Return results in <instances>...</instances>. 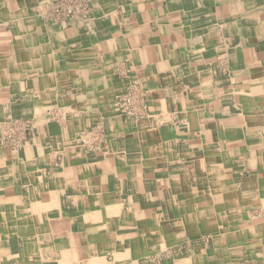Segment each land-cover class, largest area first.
<instances>
[{
	"label": "crops",
	"instance_id": "obj_1",
	"mask_svg": "<svg viewBox=\"0 0 264 264\" xmlns=\"http://www.w3.org/2000/svg\"><path fill=\"white\" fill-rule=\"evenodd\" d=\"M52 4L0 0V264H264V0Z\"/></svg>",
	"mask_w": 264,
	"mask_h": 264
},
{
	"label": "built area",
	"instance_id": "obj_2",
	"mask_svg": "<svg viewBox=\"0 0 264 264\" xmlns=\"http://www.w3.org/2000/svg\"><path fill=\"white\" fill-rule=\"evenodd\" d=\"M90 6L91 0H53L52 15L62 20H84Z\"/></svg>",
	"mask_w": 264,
	"mask_h": 264
},
{
	"label": "bare ground",
	"instance_id": "obj_3",
	"mask_svg": "<svg viewBox=\"0 0 264 264\" xmlns=\"http://www.w3.org/2000/svg\"><path fill=\"white\" fill-rule=\"evenodd\" d=\"M82 139H84L83 137H82ZM164 239V238H163ZM164 246V245H163ZM162 246V247H163ZM168 246V245H167ZM147 256H149V254L147 255ZM151 256V255H150ZM196 257H199V256H196ZM187 258H189L190 260H196V258L195 257H191V253H189V255H188V257ZM151 259H153V258H151ZM186 261H187V259H186ZM201 258L199 257V259H198V261H195L193 264H201ZM130 264V263H129ZM132 264H153V263H151V262H146V261H141V262H139V261H137V262H132ZM166 264V263H165ZM186 264H192V263H190L189 261H187V263Z\"/></svg>",
	"mask_w": 264,
	"mask_h": 264
},
{
	"label": "rangeland",
	"instance_id": "obj_4",
	"mask_svg": "<svg viewBox=\"0 0 264 264\" xmlns=\"http://www.w3.org/2000/svg\"><path fill=\"white\" fill-rule=\"evenodd\" d=\"M24 124H26V123H24L23 121H18V129H22L23 130V128H25V125ZM26 127H27V124H26ZM206 239H204V238H202V239H199L197 242H203V241H205ZM164 253H161V255L159 256V259H157V264H162V262H163V259H164ZM150 260V259H149Z\"/></svg>",
	"mask_w": 264,
	"mask_h": 264
}]
</instances>
